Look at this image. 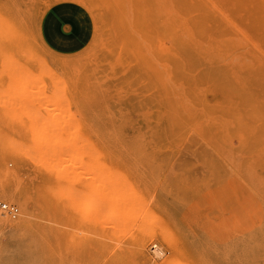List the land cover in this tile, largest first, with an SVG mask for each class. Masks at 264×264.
I'll return each instance as SVG.
<instances>
[{
    "label": "rangeland",
    "instance_id": "1",
    "mask_svg": "<svg viewBox=\"0 0 264 264\" xmlns=\"http://www.w3.org/2000/svg\"><path fill=\"white\" fill-rule=\"evenodd\" d=\"M0 101V264H264V0H0Z\"/></svg>",
    "mask_w": 264,
    "mask_h": 264
},
{
    "label": "crops",
    "instance_id": "2",
    "mask_svg": "<svg viewBox=\"0 0 264 264\" xmlns=\"http://www.w3.org/2000/svg\"><path fill=\"white\" fill-rule=\"evenodd\" d=\"M71 16L66 11L46 13L40 21L39 30L44 43L53 51L61 54L73 53L85 44L86 29L72 33Z\"/></svg>",
    "mask_w": 264,
    "mask_h": 264
},
{
    "label": "bare ground",
    "instance_id": "3",
    "mask_svg": "<svg viewBox=\"0 0 264 264\" xmlns=\"http://www.w3.org/2000/svg\"><path fill=\"white\" fill-rule=\"evenodd\" d=\"M70 16H71V21H70V29H71V31L73 32L74 30H76V29H78V28H81L82 26H85V21H84V18H82V17H80L78 14H70ZM39 60V59H38ZM10 65V64H9ZM5 66V65H4ZM19 67V66H18ZM8 68V67H7ZM10 70H12V69H10ZM9 72V71H8ZM23 72V71H22ZM11 74V73H10ZM24 74V73H23ZM14 75V74H13ZM16 76V75H15ZM39 76V75H38ZM25 77V76H24ZM37 78V77H36ZM33 81H36L35 79H32ZM31 80V81H32ZM32 81V82H33ZM13 82V81H12ZM30 82V81H29ZM39 82V81H38ZM59 82H60V80H59ZM55 83H56V81H55ZM54 83V84H55ZM19 84V83H18ZM17 84V85H18ZM35 84V83H34ZM25 86H27V85H25ZM34 86V85H33ZM32 86V87H33ZM37 87V86H36ZM35 87V88H36ZM58 87V86H57ZM60 87V86H59ZM10 88H12V87H10ZM28 88V87H27ZM27 88H25V89H27ZM24 88H23V91L25 90ZM16 90H17V88H16ZM15 90V91H16ZM17 91H19V89L17 90ZM28 90H26V92H27ZM60 91V90H59ZM58 92V91H57ZM12 93H13V91H12ZM18 94V93H17ZM43 94V93H42ZM57 94V93H56ZM2 95V94H1ZM6 95H8V94H6ZM34 95H37V93L36 94H34ZM41 95V94H40ZM21 96V95H20ZM24 96V95H23ZM27 96V95H26ZM44 96V95H43ZM19 97V96H18ZM31 97V96H30ZM40 97H42V96H40ZM53 97V96H52ZM37 98V97H36ZM35 98V99H36ZM39 98V97H38ZM37 98V99H38ZM44 98H45V96H44ZM49 98V97H48ZM14 99V98H13ZM60 99V98H59ZM2 101V100H1ZM1 101H0V103H1ZM66 101V100H65ZM36 102V101H35ZM20 103H21V101H20ZM26 103V102H25ZM39 103L41 104V102H40V100H39ZM43 103V102H42ZM4 104V103H3ZM19 104V103H18ZM27 104V103H26ZM48 105V104H47ZM52 105H54V104H52ZM38 106V105H37ZM41 106V105H40ZM45 106V105H44ZM15 107V106H14ZM48 107H49V105H48ZM47 107V108H48ZM33 108V107H32ZM62 108V107H61ZM58 109V108H57ZM43 110V109H42ZM47 110V109H46ZM51 110V109H50ZM12 111V110H11ZM21 111H23L22 109H21ZM45 111V110H44ZM59 111V110H58ZM10 112V111H9ZM38 112V111H37ZM50 112V111H49ZM60 112V111H59ZM15 113V112H14ZM62 113V112H61ZM47 114H48V112H47ZM51 114V113H50ZM27 115H28V113H27ZM11 116V115H10ZM34 116V115H33ZM36 117V116H35ZM43 117V116H42ZM50 117V116H49ZM20 118V117H19ZM29 118V117H28ZM55 118V117H54ZM69 119V118H68ZM36 120V119H35ZM35 120H34V122H35ZM62 120V119H61ZM65 120V119H64ZM37 121V120H36ZM67 121V120H66ZM70 121V120H69ZM38 122V121H37ZM54 123H55V121H53ZM32 123V122H31ZM58 123H59V121H58ZM64 123V122H63ZM48 124V123H47ZM42 125V124H41ZM46 125V124H45ZM56 125V124H55ZM67 125V124H66ZM30 126V125H29ZM43 126V125H42ZM47 126V125H46ZM45 126V127H46ZM65 126V125H64ZM75 126V125H74ZM57 127V126H56ZM72 127V126H71ZM38 128V127H37ZM44 128V127H43ZM43 128H39L40 130H42ZM50 128V127H49ZM73 128V127H72ZM65 129V128H64ZM71 130V129H70ZM50 131V130H49ZM51 131H53V130H51ZM58 131V130H57ZM57 131H55V132H57ZM67 131V130H66ZM40 133V132H39ZM46 133V132H45ZM48 133V132H47ZM44 133H42V135H43ZM49 134V133H48ZM55 134V133H54ZM36 135H37V133H36ZM52 135V134H51ZM70 135V134H69ZM32 136V135H31ZM33 136H34V134H33ZM50 136V135H49ZM68 136V135H67ZM36 137V136H35ZM41 137V136H40ZM51 138H52V136H50ZM58 137V136H57ZM60 137V136H59ZM56 138V137H55ZM66 138V137H65ZM64 138V139H65ZM49 139V138H48ZM42 140V139H41ZM60 141V140H59ZM65 142V141H64ZM48 144H50V143H48ZM67 144V143H66ZM18 145V144H17ZM65 145V144H64ZM78 145V144H77ZM87 145V144H86ZM63 146V145H62ZM76 146V145H75ZM91 147V146H90ZM78 149V148H77ZM86 149V148H85ZM88 151V150H87ZM37 154V153H36ZM48 155H50V154H48ZM90 155V154H89ZM54 157H55V155H53ZM57 156H58V154H57ZM50 157V156H49ZM52 157V156H51ZM56 159V158H55ZM43 160V159H42ZM53 161V160H52ZM55 161V160H54ZM39 162V161H38ZM84 163V162H83ZM85 164V163H84ZM85 166V165H84ZM86 166H87V164H86ZM95 166V165H94ZM90 167H92V166H90ZM46 168V167H45ZM86 168H88V167H86ZM97 168V167H96ZM98 169V168H97ZM86 171H87V169H86ZM93 172H95V170L93 169ZM93 172H92V175H93ZM97 172V171H96ZM99 173H100V171H99ZM95 174V173H94ZM101 175V174H100ZM60 176V175H59ZM62 176V175H61ZM99 176V175H98ZM117 176V175H116ZM66 177H68V176H66ZM102 177V176H101ZM76 178V177H75ZM100 178V177H99ZM98 178V179H99ZM111 178V177H110ZM64 179V178H63ZM63 179H61V180H63ZM112 179V178H111ZM100 180V179H99ZM98 180V181H99ZM117 180V179H116ZM91 181V180H90ZM108 181V180H107ZM106 181V182H107ZM115 181V180H114ZM95 182H96V180H95ZM101 182V183H100ZM100 185L102 184V185H104L105 186V180H103L102 179V181L100 180ZM113 182V181H112ZM112 182H108L110 185H111V187L110 188H112L113 187V183ZM93 183V182H92ZM96 184H97V182H96ZM107 185V183H106V187H108V186H110V185ZM98 185V184H97ZM99 186V185H98ZM97 187V186H96ZM117 187H119V186H117ZM65 188V187H64ZM89 188V187H88ZM98 189H99V187H97ZM102 188H104L103 186L101 187L100 186V189L102 190ZM123 188V187H122ZM125 188V187H124ZM129 188V187H128ZM90 189V188H89ZM94 189V188H93ZM96 189V188H95ZM114 189V188H113ZM113 189H112V191H113ZM117 189V188H116ZM62 190V189H61ZM107 190H109V189H107ZM103 191H104V189H103ZM103 191H101V192H103ZM117 191V190H116ZM129 191V190H128ZM68 192V191H67ZM79 192V191H78ZM81 192V191H80ZM89 192V191H88ZM87 192V193H88ZM96 192V191H95ZM94 192V193H95ZM100 192V193H101ZM107 192V191H106ZM105 191H104V194H101V195H104L103 197H101V196H99L100 194L98 193V197H100V198H97L98 199V201L97 200H95L94 202L95 203H92L93 202V200H91L93 197L91 196V195H89V194H86L85 193V195H89L90 196V198H89V200H91V205H89V206H85V213H86V215L87 216H89V218L91 217L92 219H94V220H98L99 219V216H98V213H99V211H100V213H102V210H103V206H102V204L101 203H103V201H111L112 202V200H111V198H112V195H113V197H114V194H112L111 192H109L108 191V193H106ZM65 193V192H64ZM68 193H70V192H68ZM77 193V192H76ZM135 193V192H134ZM78 194V193H77ZM82 194V193H81ZM84 194V193H83ZM96 194V193H95ZM112 194V195H111ZM117 194H119V192L117 193ZM116 194V195H117ZM137 194V193H136ZM135 195V194H134ZM82 196V195H81ZM75 197V196H74ZM83 197V196H82ZM81 197V198H82ZM122 197H124V196H122ZM121 197V198H122ZM85 198V197H84ZM84 198H82V199H84ZM102 198V200H100ZM115 198H116V196H115ZM87 199V198H86ZM96 199V198H95ZM73 200V199H72ZM116 200H117V198H116ZM85 201V200H84ZM130 201H131V199H130ZM134 200H132V202H133ZM82 202V201H81ZM116 201H114V203H115ZM110 202H107V204H109ZM117 203V202H116ZM120 203V202H119ZM86 204V203H85ZM89 204V203H88ZM101 204V205H100ZM111 204V203H110ZM109 204V205H110ZM121 204V203H120ZM136 204L137 203H135V206H136ZM119 205V204H118ZM123 205V204H122ZM75 206V205H74ZM76 206H78V205H76ZM98 206H100L102 209L100 210V208L99 209H96V208H98ZM105 206H106V203H105ZM117 206V205H116ZM139 206V205H138ZM126 207V206H125ZM81 208H83V207H81ZM112 208H114V210H115V208L116 207H112ZM120 208V207H119ZM131 208V207H130ZM104 209H105V207H104ZM107 209V208H106ZM104 210V211H109L110 209H111V206H110V208H108L109 210ZM82 210V209H81ZM112 210V209H111ZM117 210V209H116ZM115 210V211H116ZM122 210V209H121ZM120 210V211H121ZM119 211V210H118ZM117 211V212H118ZM126 211V210H125ZM132 211H133V209H132ZM84 212V211H83ZM116 212V213H117ZM128 212V211H127ZM141 212V211H140ZM106 213V212H105ZM104 213V214H105ZM120 214H121V212H119ZM103 214V213H102ZM120 214L118 215L119 217H120ZM123 214H124V212H123ZM115 214H113V216H114ZM129 215V214H128ZM130 215H131V213H130ZM84 216V215H83ZM112 216V215H111ZM126 216V215H125ZM100 217H101V214H100ZM104 217V219L105 218H107V216L106 215H104L103 216ZM134 217V216H133ZM109 218V217H108ZM115 219H117L116 217H114ZM126 218V217H125ZM101 219H103V218H101ZM110 219V218H109ZM112 219V218H111ZM110 219V220H111ZM119 219V218H118ZM129 219H130V217H129ZM147 219V218H146ZM107 220V219H106ZM117 221V220H116ZM127 221V220H126ZM6 222V221H5ZM104 222H105V220H104ZM136 222V221H135ZM100 223V222H99ZM103 223V222H102ZM111 223H112V221H111ZM118 223V222H117ZM120 223H122V222H120ZM133 223V222H132ZM104 224V223H103ZM107 225V224H106ZM110 225H113V224H110ZM102 226V225H101ZM118 226V225H117ZM116 226H114V228H115ZM130 227V226H129ZM134 227V226H133ZM118 228V227H117ZM121 228V227H120ZM133 229V228H132ZM144 229V228H143ZM118 230V229H117ZM124 230V229H123ZM125 231V230H124ZM114 234V233H113ZM143 240H144V236L143 237H141L139 240H138V245L140 246V247H142L143 246ZM225 242V241H224ZM159 252V251H158Z\"/></svg>",
    "mask_w": 264,
    "mask_h": 264
},
{
    "label": "built area",
    "instance_id": "4",
    "mask_svg": "<svg viewBox=\"0 0 264 264\" xmlns=\"http://www.w3.org/2000/svg\"><path fill=\"white\" fill-rule=\"evenodd\" d=\"M0 210L6 211V213H8L11 216L16 215L17 213V207L14 204H9L2 200H0Z\"/></svg>",
    "mask_w": 264,
    "mask_h": 264
}]
</instances>
